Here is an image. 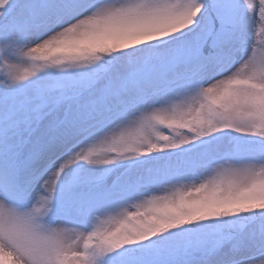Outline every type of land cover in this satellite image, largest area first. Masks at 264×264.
I'll use <instances>...</instances> for the list:
<instances>
[{"label":"snow or ice","instance_id":"obj_1","mask_svg":"<svg viewBox=\"0 0 264 264\" xmlns=\"http://www.w3.org/2000/svg\"><path fill=\"white\" fill-rule=\"evenodd\" d=\"M0 264H264V0H0Z\"/></svg>","mask_w":264,"mask_h":264}]
</instances>
